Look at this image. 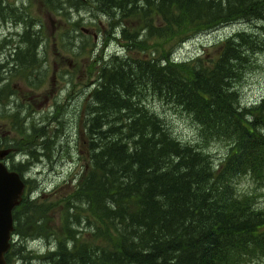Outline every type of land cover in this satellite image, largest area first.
<instances>
[{"label":"trees","instance_id":"16d2710c","mask_svg":"<svg viewBox=\"0 0 264 264\" xmlns=\"http://www.w3.org/2000/svg\"><path fill=\"white\" fill-rule=\"evenodd\" d=\"M46 1L63 17L91 2ZM92 3L116 33L121 27L127 53L102 63L86 97L81 115L87 170L55 206L61 225L50 220L41 198L33 197L36 182L22 175L29 161L13 164L27 186L13 213L8 264H34L32 258L49 264H253L263 259L264 208L256 206L254 193L239 189V181L250 178L264 186V98L243 104L237 84L253 57L264 52V0ZM237 20L256 24L259 32L238 31L211 56L172 59L186 39ZM80 24L77 20L75 28ZM82 36L79 49L93 50L94 36ZM22 43L27 65L26 56L37 58L39 43L29 32ZM8 64L0 63V73H7ZM2 73L1 83L12 77ZM8 85L0 88V99ZM148 99L185 113L198 127L197 142L175 136L171 122L147 107ZM32 128L47 135L44 127ZM216 141L225 146L218 162L208 148ZM44 143L42 149H49L50 140ZM28 150L38 159L37 151ZM38 237L54 245L40 254L28 246Z\"/></svg>","mask_w":264,"mask_h":264},{"label":"rangeland","instance_id":"374dc122","mask_svg":"<svg viewBox=\"0 0 264 264\" xmlns=\"http://www.w3.org/2000/svg\"><path fill=\"white\" fill-rule=\"evenodd\" d=\"M50 8L52 5L46 0H0V63L9 62L7 73L4 70L1 73L5 77L12 76L0 82L1 88L9 81L6 95L0 99V146L10 143L7 148L11 151L5 162L11 169L13 164L29 161L28 168L23 170L26 174L22 175L36 182L32 192L34 198L42 200L46 196L50 199L40 200L39 204L43 209L50 208V220L53 217L52 222L61 225L55 206L61 197L75 190L87 170L88 138L84 114L81 115L88 105L86 97L94 88L102 63L114 54L123 56L127 51L125 40L120 36L121 27L116 33L108 16L99 13L92 0L80 10H70V16L55 15ZM77 20L81 24L75 28ZM83 28L97 36L93 50L79 49L83 43L82 33H87ZM242 30L248 34L259 32L256 24L237 20L186 39L176 48L172 59L179 63L205 57L207 53L211 56L222 41ZM28 32L36 38L39 49L37 58L31 53L26 56L28 64L24 65L22 51L27 46L24 48L22 39ZM237 86L243 104H258L264 98V52L253 57ZM18 103L29 107L20 111L15 108ZM146 105L171 122L175 136L197 142L198 127L194 128L185 113H176L158 99H148ZM34 125L36 129L46 128L47 135L40 136L39 130L32 128ZM47 140H50V147L43 150ZM29 148L38 152V159L29 155ZM208 148L216 162L220 161L224 144L216 141ZM239 189L254 193L256 206L264 208V186H257L250 178H242ZM42 215L37 213V216ZM51 243L38 237L29 239L28 246L42 254L49 245H54L52 240ZM34 259H30L34 264H49L47 259ZM253 264H264V258Z\"/></svg>","mask_w":264,"mask_h":264},{"label":"water","instance_id":"95a60500","mask_svg":"<svg viewBox=\"0 0 264 264\" xmlns=\"http://www.w3.org/2000/svg\"><path fill=\"white\" fill-rule=\"evenodd\" d=\"M10 151V149L0 148V264H8L6 254L12 245L13 213L22 201L26 188V183L20 173L10 170L4 162Z\"/></svg>","mask_w":264,"mask_h":264},{"label":"flooded vegetation","instance_id":"af4514ba","mask_svg":"<svg viewBox=\"0 0 264 264\" xmlns=\"http://www.w3.org/2000/svg\"><path fill=\"white\" fill-rule=\"evenodd\" d=\"M89 33H90V31H89ZM89 33H88V34H89ZM94 38H95V40H97V39H96V38H97L96 34H94ZM70 64H71V63H70ZM54 76H56V72H55V75H54ZM21 106H23L24 109H28V107H29V105H27V107H26L25 105H23V104H21V103H18V104L16 105L15 108L20 109ZM0 145H1V143H0ZM3 146L5 147V145H3ZM3 146H2V147H3Z\"/></svg>","mask_w":264,"mask_h":264},{"label":"bare ground","instance_id":"6f19581e","mask_svg":"<svg viewBox=\"0 0 264 264\" xmlns=\"http://www.w3.org/2000/svg\"><path fill=\"white\" fill-rule=\"evenodd\" d=\"M173 126V125H172Z\"/></svg>","mask_w":264,"mask_h":264}]
</instances>
